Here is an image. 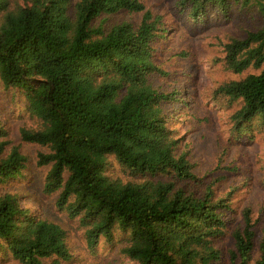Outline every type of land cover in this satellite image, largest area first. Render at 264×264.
Segmentation results:
<instances>
[{"label":"trees","instance_id":"obj_1","mask_svg":"<svg viewBox=\"0 0 264 264\" xmlns=\"http://www.w3.org/2000/svg\"><path fill=\"white\" fill-rule=\"evenodd\" d=\"M172 2L192 29L259 14L260 29L224 45L220 69L240 79L219 83L213 100L232 135L264 125V0ZM120 14L141 19L112 23ZM168 22L143 0H0V85L19 94L24 121L15 144L13 119L0 109V258L8 264L74 258L62 226L5 190L28 168L23 144L46 150L37 157L38 167L50 168L43 192L57 195L56 208L80 222L92 254L119 236L121 255L137 264H264L251 208L235 228L232 195L186 189L198 177L171 126L187 105L186 89L179 79L172 91L156 84L173 77L156 52L169 40ZM112 162L132 180L110 175ZM229 234L226 257L218 243Z\"/></svg>","mask_w":264,"mask_h":264},{"label":"rangeland","instance_id":"obj_2","mask_svg":"<svg viewBox=\"0 0 264 264\" xmlns=\"http://www.w3.org/2000/svg\"><path fill=\"white\" fill-rule=\"evenodd\" d=\"M143 1L147 7L165 16L171 30L169 40L157 43L156 52L160 67L173 74V77L158 78L156 84L172 91L175 81L179 79L186 89L187 105L171 120L177 136L183 139L181 153H188L198 177V181L186 185V189L194 191L198 196L204 195L209 187L213 189L216 198L232 195L235 228L241 226L243 210L251 208L259 242L264 238V125L256 123L253 131L241 137L232 135L227 114L223 109L219 110L214 102L213 91L221 82L240 79L220 69L223 65L224 45L233 37L244 39L249 32L260 29L261 18L256 11L251 10L242 15L237 14L229 25L192 29L188 22L180 21L172 0ZM125 18L134 21L141 19L140 16L120 14L112 18L111 22L116 23ZM171 26L176 28L174 32ZM21 107L23 103L19 94L7 92L0 85V109L13 119L10 139L15 144L21 143L18 134V128L24 123L19 120L21 115L18 109ZM22 150L29 157L28 168L21 180L8 184L5 190L19 193L24 207L41 218L59 224L67 231L74 258L71 262L60 264H137L121 255L119 236L116 237L114 246L103 241L96 254H92L87 247L80 222L70 220L56 208L57 195L47 196L43 192L50 168L38 167L37 157L39 152L46 150L29 144H23ZM108 172L125 181L131 179L115 162H112ZM218 245L228 257L229 250L233 249L231 234L220 240ZM0 264L8 262L1 257ZM9 264L19 263L10 261ZM222 264H230L228 258Z\"/></svg>","mask_w":264,"mask_h":264}]
</instances>
